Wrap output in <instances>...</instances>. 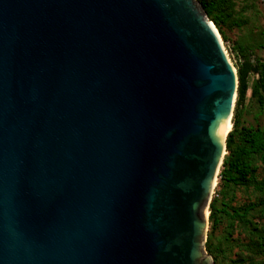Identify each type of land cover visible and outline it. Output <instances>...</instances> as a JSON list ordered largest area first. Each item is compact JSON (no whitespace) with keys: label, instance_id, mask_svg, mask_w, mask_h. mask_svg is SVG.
Wrapping results in <instances>:
<instances>
[{"label":"water","instance_id":"water-1","mask_svg":"<svg viewBox=\"0 0 264 264\" xmlns=\"http://www.w3.org/2000/svg\"><path fill=\"white\" fill-rule=\"evenodd\" d=\"M213 24L198 0H0V264H215L239 78Z\"/></svg>","mask_w":264,"mask_h":264},{"label":"trees","instance_id":"trees-1","mask_svg":"<svg viewBox=\"0 0 264 264\" xmlns=\"http://www.w3.org/2000/svg\"><path fill=\"white\" fill-rule=\"evenodd\" d=\"M214 22L223 39L228 32L251 23L249 11L256 12V1L198 0ZM253 12V13H254ZM255 46L264 48V30ZM252 44H238V98L233 117V129L227 137V150L220 172V192L211 202L212 232L207 240V251L216 264H264V126L249 125L243 117V106L251 89L252 99L264 114V56L250 59ZM257 75L252 86L250 76ZM249 194L238 201V192ZM224 227L223 237L213 232ZM237 235V236H236ZM238 249L237 252H234ZM230 255H236V258Z\"/></svg>","mask_w":264,"mask_h":264},{"label":"rangeland","instance_id":"rangeland-1","mask_svg":"<svg viewBox=\"0 0 264 264\" xmlns=\"http://www.w3.org/2000/svg\"><path fill=\"white\" fill-rule=\"evenodd\" d=\"M239 3V7L242 6L244 3V0H237ZM256 12L251 9L249 11V14H251V23L241 29H235L233 31L228 32V38L223 39L224 46L230 56V59L232 63L234 64L237 72H238V65L240 62L243 61V59L238 55V44H244V43H249L255 46L257 43H255L258 40V35L259 33L264 30V0H258L256 1ZM254 12V13H253ZM219 31V30H218ZM221 35V34H220ZM264 56V48H259L257 46L254 47V52L250 55V59L256 60L258 57ZM257 77V75L252 74L250 76V86H252V83L254 79ZM238 98V96H237ZM237 98H236V104H237ZM236 108V105H235ZM243 117L244 120L247 124L249 125H258L261 124L264 126V114L261 112L260 107L258 104L252 99L251 96V89L248 92L247 100L243 106ZM234 114H235V109H234ZM234 117V115H233ZM232 123H233V118H232ZM233 129V128H232ZM227 150V149H226ZM228 153V150H227ZM226 153V154H227ZM225 154V155H226ZM225 158V156H224ZM224 161V160H223ZM222 170V166L220 168V172ZM220 174L218 175V182L217 185L214 187V192L212 194V200L214 197L217 195L218 192H220ZM249 198V194L243 190H240L238 192V201L239 202H244ZM211 205V203H210ZM211 209L210 207L208 208V216L210 217ZM224 227L219 229L216 232H213V237H223L224 234ZM212 232L211 228V222L209 218L208 222V229H207V240ZM237 236V235H236ZM238 249H235L234 252H237ZM233 258H236V255H230ZM213 257V256H212ZM216 264V263H215Z\"/></svg>","mask_w":264,"mask_h":264},{"label":"bare ground","instance_id":"bare-ground-1","mask_svg":"<svg viewBox=\"0 0 264 264\" xmlns=\"http://www.w3.org/2000/svg\"><path fill=\"white\" fill-rule=\"evenodd\" d=\"M213 26H214V30L218 33V36H219L220 39H221V35H220V33L218 32L216 25L213 24ZM231 116H232V115H231ZM231 116H230V122H229L228 132L231 130L232 125H233V123H232V117H231ZM228 132H227V134H228ZM224 152H225V151H224ZM217 182H218V175H217L216 178H215L214 187L217 185ZM207 215H208V211H207Z\"/></svg>","mask_w":264,"mask_h":264}]
</instances>
